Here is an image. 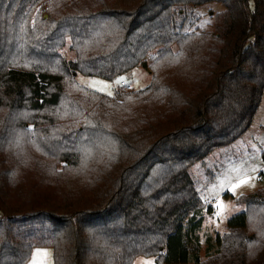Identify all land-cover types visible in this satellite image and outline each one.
<instances>
[{
    "label": "trees",
    "instance_id": "trees-1",
    "mask_svg": "<svg viewBox=\"0 0 264 264\" xmlns=\"http://www.w3.org/2000/svg\"><path fill=\"white\" fill-rule=\"evenodd\" d=\"M213 3L202 24L191 7ZM143 63L141 89L75 80ZM263 90L264 0H0V147L38 150L25 169L0 158V264L39 246L53 264H264V187L200 259L189 174L246 133Z\"/></svg>",
    "mask_w": 264,
    "mask_h": 264
},
{
    "label": "rangeland",
    "instance_id": "rangeland-1",
    "mask_svg": "<svg viewBox=\"0 0 264 264\" xmlns=\"http://www.w3.org/2000/svg\"><path fill=\"white\" fill-rule=\"evenodd\" d=\"M191 8L202 24L211 22L212 16L223 9L222 5L216 3ZM62 53L67 59L72 58L68 43ZM75 80L87 89L113 96L123 87L133 90L145 87L150 81V73L141 65L112 81L81 74H76ZM5 142L2 148L0 147V158L16 160L21 169L29 166L30 152L38 151L34 143L21 134H14ZM189 174L201 199L197 214L202 223L196 234L199 257L204 259L215 249V235L225 232L227 220L243 211L244 205L239 203L237 198L240 195L253 194L264 187V90L246 133L230 146L217 149L203 161L193 164L189 168ZM244 177L250 179L247 183L240 184L239 181ZM234 184L238 186L233 188ZM208 246H211V249H208ZM37 249L43 251L37 252ZM33 261L35 264H53L52 249L45 246L34 247L26 264H33ZM144 261L154 264V257L137 256L132 264H143ZM186 264L192 263L190 261Z\"/></svg>",
    "mask_w": 264,
    "mask_h": 264
},
{
    "label": "snow or ice",
    "instance_id": "snow-or-ice-1",
    "mask_svg": "<svg viewBox=\"0 0 264 264\" xmlns=\"http://www.w3.org/2000/svg\"><path fill=\"white\" fill-rule=\"evenodd\" d=\"M110 94H111V93H109V95H110ZM249 179H250V178H248V177H244L243 179H241V180L239 181V183H240V184L247 183ZM237 186H238L237 184H234V185H233V188H235V187H237ZM36 251H37V252H41V251H43V250L37 249ZM33 264H35V261H33ZM143 264H151V262H150V261H144Z\"/></svg>",
    "mask_w": 264,
    "mask_h": 264
},
{
    "label": "water",
    "instance_id": "water-1",
    "mask_svg": "<svg viewBox=\"0 0 264 264\" xmlns=\"http://www.w3.org/2000/svg\"><path fill=\"white\" fill-rule=\"evenodd\" d=\"M44 17H46V15H44ZM142 66L145 68V70H146L147 72H149V69L147 68V66H146L145 63H143ZM145 66H146V67H145ZM149 73H150V72H149Z\"/></svg>",
    "mask_w": 264,
    "mask_h": 264
},
{
    "label": "built area",
    "instance_id": "built-area-1",
    "mask_svg": "<svg viewBox=\"0 0 264 264\" xmlns=\"http://www.w3.org/2000/svg\"><path fill=\"white\" fill-rule=\"evenodd\" d=\"M121 85H123V84H121ZM127 89V88H126Z\"/></svg>",
    "mask_w": 264,
    "mask_h": 264
}]
</instances>
